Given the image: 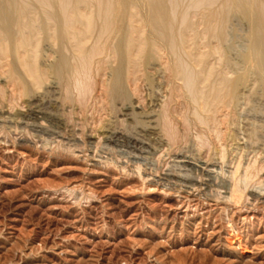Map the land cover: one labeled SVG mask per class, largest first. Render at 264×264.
Segmentation results:
<instances>
[{"label": "rangeland", "instance_id": "1", "mask_svg": "<svg viewBox=\"0 0 264 264\" xmlns=\"http://www.w3.org/2000/svg\"><path fill=\"white\" fill-rule=\"evenodd\" d=\"M235 14L224 43L234 67L251 43L249 21ZM6 84L0 77V264H264V197L253 196L250 184L241 204L226 203L222 161L214 156L206 167L190 159L199 157L195 129L174 144L154 113L155 127L136 124L149 119V106L139 105L137 117L114 118L109 142L106 134L90 137L77 105L51 90L14 98ZM263 111L264 98L250 102L235 127L246 112L263 124ZM132 131L151 142L131 143ZM39 135L53 142L45 146ZM243 154V164L252 161L254 153ZM258 159L264 163V153Z\"/></svg>", "mask_w": 264, "mask_h": 264}, {"label": "bare ground", "instance_id": "2", "mask_svg": "<svg viewBox=\"0 0 264 264\" xmlns=\"http://www.w3.org/2000/svg\"><path fill=\"white\" fill-rule=\"evenodd\" d=\"M236 12L250 23L251 43L234 67L224 43ZM2 76L11 97L49 89L64 104L77 105L89 136L106 134L109 142L114 118L137 117L135 109L148 105V121H136L143 128L152 126L154 113L153 123L174 144L196 130L199 157L190 159L208 167L214 156L226 163L235 151L225 169L221 161L216 169L225 177L226 203L241 204L250 184L253 196L264 197V163L258 159L264 123L250 121L249 110L242 127H235L242 110L264 98V0H0ZM105 114L111 119L103 125ZM39 136L45 146L53 142ZM127 136L135 144L150 141L133 131ZM232 143L237 147L227 152ZM243 152L254 153L252 161L243 164Z\"/></svg>", "mask_w": 264, "mask_h": 264}]
</instances>
